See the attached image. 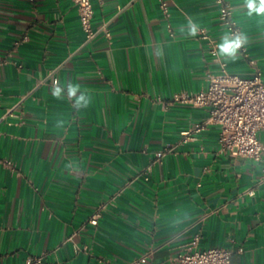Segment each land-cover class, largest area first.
Here are the masks:
<instances>
[{
    "label": "crops",
    "instance_id": "1",
    "mask_svg": "<svg viewBox=\"0 0 264 264\" xmlns=\"http://www.w3.org/2000/svg\"><path fill=\"white\" fill-rule=\"evenodd\" d=\"M91 1L88 36L72 0H0V264H166L218 245L264 264V165L221 150L214 124L182 141L208 112L172 99L221 63L264 79V15L228 0L233 58L215 0Z\"/></svg>",
    "mask_w": 264,
    "mask_h": 264
},
{
    "label": "built area",
    "instance_id": "2",
    "mask_svg": "<svg viewBox=\"0 0 264 264\" xmlns=\"http://www.w3.org/2000/svg\"><path fill=\"white\" fill-rule=\"evenodd\" d=\"M75 4L81 27L92 36L91 19L93 6L91 0H72ZM218 7V22L225 29L230 38L239 36L242 46L238 49L245 51L243 35L239 25L232 15V8L228 0H215ZM164 11L165 5L162 4ZM199 33L207 38L201 28ZM211 53L217 55L216 44L212 43ZM56 82V80H54ZM179 101L194 107L204 108L208 116L204 121L196 122L183 130L182 141L194 132L200 131L208 124L218 127V143L220 149L233 157H244L264 165V143L257 137L258 130L264 128V79L256 72L251 77H243L229 72L224 63L221 69L207 78L206 85L195 92H180L172 96ZM170 149L169 144L159 154L162 155ZM10 165L9 160H4ZM249 195L253 189L247 190ZM97 213L92 215L90 222L97 223ZM195 238L192 243L196 242ZM242 250L241 247L238 248ZM233 249L225 246H209L194 250L180 251L174 259L166 264H231ZM44 254L34 255L22 264H43ZM147 255L143 254L125 264H144ZM107 264H111L107 262Z\"/></svg>",
    "mask_w": 264,
    "mask_h": 264
},
{
    "label": "clouds",
    "instance_id": "3",
    "mask_svg": "<svg viewBox=\"0 0 264 264\" xmlns=\"http://www.w3.org/2000/svg\"><path fill=\"white\" fill-rule=\"evenodd\" d=\"M247 8L249 9V15L255 12L257 15H264V0H246ZM192 34L195 35L196 29L193 27L191 29ZM243 40L237 36L234 38H229L225 36L223 38L222 43L218 45L219 54L221 56H228V57H235L237 50L242 46ZM78 90L77 87H70L69 88V95L75 96L76 91ZM55 95L58 97L60 95V89L57 88L55 90ZM84 100V97L81 96L77 103L79 104L81 101Z\"/></svg>",
    "mask_w": 264,
    "mask_h": 264
}]
</instances>
